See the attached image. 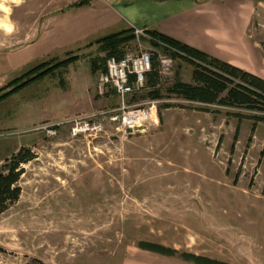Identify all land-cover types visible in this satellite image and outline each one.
<instances>
[{
    "label": "rangeland",
    "instance_id": "374dc122",
    "mask_svg": "<svg viewBox=\"0 0 264 264\" xmlns=\"http://www.w3.org/2000/svg\"><path fill=\"white\" fill-rule=\"evenodd\" d=\"M78 1L0 0V89L40 62L79 55L0 101V171L20 149L31 154L19 165V199L0 214V264H193L142 250L140 241L264 264V122L251 130V120L238 121L228 108L151 98L149 90L177 76L190 81L191 67L170 55L173 73L160 83L158 57L169 55L132 28L124 51L151 52L158 78L123 97L100 90V71L90 70L103 55L94 40L109 31L41 52V39L71 24L68 15L85 18L110 0L73 7ZM248 7L255 54H244L245 69L264 79V0ZM150 101L156 120L144 128L112 119L121 105Z\"/></svg>",
    "mask_w": 264,
    "mask_h": 264
},
{
    "label": "trees",
    "instance_id": "16d2710c",
    "mask_svg": "<svg viewBox=\"0 0 264 264\" xmlns=\"http://www.w3.org/2000/svg\"><path fill=\"white\" fill-rule=\"evenodd\" d=\"M89 4V0H80L73 7H83ZM152 37L159 39L178 52L170 55L175 63L184 62L191 67L190 81H183L177 77L163 86L149 90L151 98H175L189 103L199 104L197 108L203 111L218 112L213 109L215 105L231 109L227 114L238 121L248 119L252 121L251 130H254L257 122H264V79L220 60L210 54L187 45L173 37L155 30H146ZM103 52L102 56H96L90 60L91 73L104 71L105 60L109 56L120 57L124 46L134 41L132 29L128 28L118 32H112L94 40ZM88 45H91L89 43ZM155 46V45H154ZM79 59L78 54L68 53L63 59L52 58L43 61L14 78L0 89V101L9 95L23 89L29 84L52 74L60 68H66L69 64ZM158 78V68L152 57V70L147 73L146 86H153ZM6 88H10L4 91ZM134 100V99H132ZM171 106L166 103V107ZM13 160L4 171H0V214L15 203L20 196L21 188L18 185L22 169L20 163L31 158L28 150L20 149L13 156ZM137 247L168 257L179 259L193 264H230L225 261L213 259L203 255H195L186 251H178L159 243L140 241ZM30 264H44L39 259H32Z\"/></svg>",
    "mask_w": 264,
    "mask_h": 264
},
{
    "label": "crops",
    "instance_id": "0c3cea01",
    "mask_svg": "<svg viewBox=\"0 0 264 264\" xmlns=\"http://www.w3.org/2000/svg\"><path fill=\"white\" fill-rule=\"evenodd\" d=\"M249 4L250 0H110L97 8L89 7L85 18L68 15L71 24L59 26L48 40L41 39L40 50L47 53L64 45L79 47L97 32L109 31L100 38L138 27L166 34L246 70L244 54H255L245 27Z\"/></svg>",
    "mask_w": 264,
    "mask_h": 264
},
{
    "label": "built area",
    "instance_id": "2783aa9c",
    "mask_svg": "<svg viewBox=\"0 0 264 264\" xmlns=\"http://www.w3.org/2000/svg\"><path fill=\"white\" fill-rule=\"evenodd\" d=\"M133 34L137 38L142 36L146 38L151 45L158 51L167 53L169 56H159L158 66L160 67L159 75L161 79H165L173 73V61L170 52H178L175 48L167 45L163 41L152 37L145 29L131 27ZM155 45V46H154ZM152 69V53L148 51H132L126 49L120 57L109 56L105 60V69L98 74V82L100 90L111 88L118 96L130 95L135 91L144 88L147 73ZM160 83H157L158 86ZM145 104L121 105L119 110L121 113L116 114L112 119L120 120V126L128 129L144 128L147 124L156 120V105L154 101H150V106ZM57 124L48 125L46 127L55 126ZM89 125L84 128L88 130ZM45 129V127H43ZM91 129L100 131V125H92Z\"/></svg>",
    "mask_w": 264,
    "mask_h": 264
}]
</instances>
